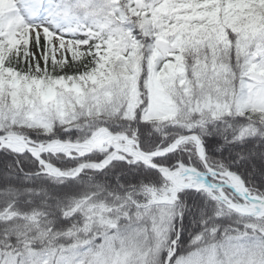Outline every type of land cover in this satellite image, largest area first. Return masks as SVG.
Returning <instances> with one entry per match:
<instances>
[{
    "label": "snow or ice",
    "instance_id": "6c2138e0",
    "mask_svg": "<svg viewBox=\"0 0 264 264\" xmlns=\"http://www.w3.org/2000/svg\"><path fill=\"white\" fill-rule=\"evenodd\" d=\"M0 264H264V0H0Z\"/></svg>",
    "mask_w": 264,
    "mask_h": 264
},
{
    "label": "trees",
    "instance_id": "16d2710c",
    "mask_svg": "<svg viewBox=\"0 0 264 264\" xmlns=\"http://www.w3.org/2000/svg\"><path fill=\"white\" fill-rule=\"evenodd\" d=\"M188 244H189V234L185 232L184 239H183V245L186 248ZM181 251H183V249ZM177 254H180V253L178 252Z\"/></svg>",
    "mask_w": 264,
    "mask_h": 264
},
{
    "label": "rangeland",
    "instance_id": "374dc122",
    "mask_svg": "<svg viewBox=\"0 0 264 264\" xmlns=\"http://www.w3.org/2000/svg\"><path fill=\"white\" fill-rule=\"evenodd\" d=\"M33 50H35V49H33ZM69 59H70V54H69Z\"/></svg>",
    "mask_w": 264,
    "mask_h": 264
}]
</instances>
